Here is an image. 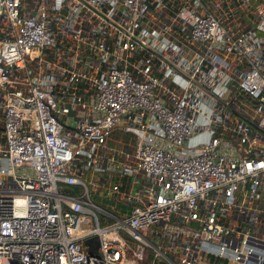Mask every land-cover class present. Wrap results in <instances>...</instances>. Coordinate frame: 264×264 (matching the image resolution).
I'll return each mask as SVG.
<instances>
[{
    "label": "built area",
    "instance_id": "built-area-1",
    "mask_svg": "<svg viewBox=\"0 0 264 264\" xmlns=\"http://www.w3.org/2000/svg\"><path fill=\"white\" fill-rule=\"evenodd\" d=\"M0 264H264V0H0Z\"/></svg>",
    "mask_w": 264,
    "mask_h": 264
},
{
    "label": "rangeland",
    "instance_id": "rangeland-1",
    "mask_svg": "<svg viewBox=\"0 0 264 264\" xmlns=\"http://www.w3.org/2000/svg\"><path fill=\"white\" fill-rule=\"evenodd\" d=\"M67 123H70V124L73 123V118L71 116L67 117ZM115 135H117V134L115 133ZM79 166L81 167L80 164H79ZM85 169H86L85 172H87V174H86L87 178H94L95 180L97 179V184L94 185L92 190H91L93 197L97 201L102 200V202L100 201V204L102 206H104L105 208L110 209L108 204H110V205L113 204V196L106 191L104 184H102L103 179L109 175V172L106 170L105 172L101 173L100 177H98L96 175L97 171H95L91 167H89L88 164L86 165ZM111 177L117 178V180H121L117 174H114L113 176L111 175ZM113 211L114 210H112V212ZM96 214H97V217L99 219L100 224H105V223H107L113 219V217H111V216H107V215L103 216L99 210H96Z\"/></svg>",
    "mask_w": 264,
    "mask_h": 264
},
{
    "label": "water",
    "instance_id": "water-1",
    "mask_svg": "<svg viewBox=\"0 0 264 264\" xmlns=\"http://www.w3.org/2000/svg\"><path fill=\"white\" fill-rule=\"evenodd\" d=\"M91 240H93L95 242V246L94 247L90 245V241ZM84 241H85V243L88 244V249L90 251H95L96 250V246L98 245V240H97V238L94 235L85 238Z\"/></svg>",
    "mask_w": 264,
    "mask_h": 264
},
{
    "label": "trees",
    "instance_id": "trees-1",
    "mask_svg": "<svg viewBox=\"0 0 264 264\" xmlns=\"http://www.w3.org/2000/svg\"><path fill=\"white\" fill-rule=\"evenodd\" d=\"M64 188L68 191H77L78 190V186H76V185H65Z\"/></svg>",
    "mask_w": 264,
    "mask_h": 264
},
{
    "label": "crops",
    "instance_id": "crops-1",
    "mask_svg": "<svg viewBox=\"0 0 264 264\" xmlns=\"http://www.w3.org/2000/svg\"><path fill=\"white\" fill-rule=\"evenodd\" d=\"M100 201L102 202V200H99V201H97V202H99V203H100Z\"/></svg>",
    "mask_w": 264,
    "mask_h": 264
}]
</instances>
